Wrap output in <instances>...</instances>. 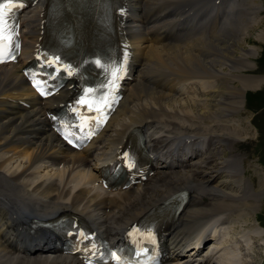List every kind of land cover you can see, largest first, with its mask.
<instances>
[{"label": "bare ground", "instance_id": "6f19581e", "mask_svg": "<svg viewBox=\"0 0 264 264\" xmlns=\"http://www.w3.org/2000/svg\"><path fill=\"white\" fill-rule=\"evenodd\" d=\"M213 1L132 0L143 19L152 16L156 32L177 24L182 31L165 43L159 36L152 43L143 35L136 38L141 66L136 81L105 131L80 153H66L42 112L18 106L17 100L34 96L16 74L17 66L0 67V264H77L68 256H52L44 249L47 238L34 242L24 230L34 220L53 221L71 210L92 217L103 232L117 233L142 216L158 214L175 193L185 190L187 205L173 222L181 233L171 243L181 248L220 217L240 218L260 208V169L248 164L259 178L256 185L244 177L245 158L232 152L219 156L250 135L237 116L244 109L245 92L264 83L247 74L253 72L258 53L246 40L253 36L262 41L260 5L257 0H220L223 7L215 9ZM44 2L25 16L24 52L38 42ZM88 3L70 0V7L84 15ZM135 134L159 157L161 170L140 188L99 197L88 169L95 168L92 152L98 156L93 162H101ZM234 234L221 233L205 264H247L253 254L250 243L262 236L238 242Z\"/></svg>", "mask_w": 264, "mask_h": 264}, {"label": "rangeland", "instance_id": "374dc122", "mask_svg": "<svg viewBox=\"0 0 264 264\" xmlns=\"http://www.w3.org/2000/svg\"><path fill=\"white\" fill-rule=\"evenodd\" d=\"M257 2L260 5L259 17L261 19H259V25L257 26V28L260 29V32L263 31V34L262 41L260 42L253 36L248 37L247 40L245 39L249 45L253 47L255 46V48L257 49L256 52L258 53H256L257 56L253 60L255 65L253 68V72H249L247 74L260 76L264 81V21L262 20L264 18V0H257ZM254 36H257V34L255 33ZM243 103V107L245 109L239 112L237 119L239 122H241L240 124L244 128L248 129L250 135L245 141L235 143L232 146H229V149H226L223 152L221 151L219 156L228 157L231 152L234 154L239 153L244 158L248 159V161L254 162L257 165V168H260L258 164H260L264 168V83L257 89L248 90L247 92H245ZM242 118L243 120H241ZM198 162L199 161H197V163ZM249 163L251 162H247V166ZM247 176H250V179H252V181L256 183V185H258V177H256L255 175H251L250 173H247L246 177ZM261 178L264 181V170H262ZM220 180L218 181L219 183H223L222 181L225 182L224 179H222L221 181ZM260 200V208L250 212L249 216L246 219H240L237 223H233V225L231 226L233 227L232 231L235 230V227H240L242 224L248 223L251 225L260 223L263 226L262 229L260 227H256L258 233H254V235L251 237H258V235L262 236L260 240L252 242L253 244L250 243L252 245L251 247L253 248V251L255 250V256H253V258L251 259L252 263L250 264H264V197H261ZM242 229L243 228L241 227L240 230ZM246 263L248 264L247 260Z\"/></svg>", "mask_w": 264, "mask_h": 264}, {"label": "snow or ice", "instance_id": "6c2138e0", "mask_svg": "<svg viewBox=\"0 0 264 264\" xmlns=\"http://www.w3.org/2000/svg\"><path fill=\"white\" fill-rule=\"evenodd\" d=\"M17 0H7L8 4H14ZM5 4L0 3V62H2V51H3V36H4V25H5ZM9 31L13 36L18 35L14 22L11 21V16L7 18ZM14 48H18V44L13 41ZM99 63V61H97Z\"/></svg>", "mask_w": 264, "mask_h": 264}]
</instances>
